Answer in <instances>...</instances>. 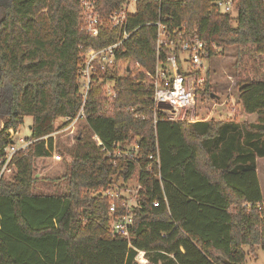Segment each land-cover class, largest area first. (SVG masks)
<instances>
[{"label":"trees","instance_id":"trees-1","mask_svg":"<svg viewBox=\"0 0 264 264\" xmlns=\"http://www.w3.org/2000/svg\"><path fill=\"white\" fill-rule=\"evenodd\" d=\"M215 1L138 2L128 18L134 31L83 100L82 51L115 43L119 30L89 37L80 0H0V169L9 131L31 118L30 144L13 154L10 179L0 176V264H245L264 250L256 174V158L264 157V0H236L234 16L216 12ZM97 3L105 14L119 1ZM159 15L204 41L207 59L236 47L237 103L254 122L161 120L146 75L156 63L149 23ZM80 110L84 126L62 190L35 192L34 160L51 156L54 121L64 128ZM93 134L110 150L137 142L135 159L106 157ZM135 174L132 224L121 238L110 225L126 213L125 198L111 214L99 192L123 189Z\"/></svg>","mask_w":264,"mask_h":264},{"label":"built area","instance_id":"built-area-1","mask_svg":"<svg viewBox=\"0 0 264 264\" xmlns=\"http://www.w3.org/2000/svg\"><path fill=\"white\" fill-rule=\"evenodd\" d=\"M118 1V5L105 14L99 12L97 0H80L79 2L84 20V32L89 37L95 38L103 29L109 28H117L120 32V37L115 43L96 50L87 48L82 51L81 81L83 100L86 98L89 84L93 77L113 67L116 51L134 31V29L128 28V18L135 13L137 3L142 0ZM236 4V0H216L213 6L216 12L220 14L234 16L236 14ZM164 19L172 20L170 17H165ZM149 24L155 26L156 30L155 68L153 72H146L153 90L154 109L161 114L162 121H183L184 114L189 110H194L196 96L199 95L198 92L203 91L207 69L204 71L202 61L209 60L207 59L206 44L197 36L187 34L183 28H173L165 21H162L160 15ZM212 48L215 49L214 46ZM106 88L110 92L108 85H106ZM112 96H114L113 93ZM81 119H83L82 110L73 119L65 118L64 121H69V123L63 129L72 133L74 126ZM156 121L155 114L154 122ZM9 138L11 143L5 148L0 169L1 175L13 172V166L10 164L13 154L19 150H25L30 144V141L26 139H17L19 143L17 144L12 139V133ZM91 139L106 157L135 159L138 148L137 142L130 148L114 143L112 144V150H110L103 145L96 135L93 134ZM156 176L160 179L159 173ZM124 189L128 191L125 187L123 189L115 187L114 189H104L99 192L111 200L109 205L111 214H114L116 209L114 201L118 198H125L123 203L126 206V213L113 218L110 225L111 232L121 238L128 236L129 228L132 224L131 210L135 206L137 185H135L132 198L123 194ZM152 205L158 206V201H153ZM262 217H264V212Z\"/></svg>","mask_w":264,"mask_h":264},{"label":"rangeland","instance_id":"rangeland-1","mask_svg":"<svg viewBox=\"0 0 264 264\" xmlns=\"http://www.w3.org/2000/svg\"><path fill=\"white\" fill-rule=\"evenodd\" d=\"M3 1L7 3L8 0ZM220 52L209 60L202 61L204 71L207 69L205 74L206 94L205 96H196V106L194 110H189L184 114V120L190 122L209 118L227 120L238 109V91L234 68L236 47H224ZM30 123L31 118L25 117L23 124L17 130L9 131V136L12 133V139L15 142L17 139H27L30 136ZM53 124L57 129L52 133L53 152L51 156L34 160L35 192L39 193H60L62 190L64 181L61 176L65 170V163L69 161L71 150L75 146L76 134L84 126V121L81 119L74 126L72 133L60 127L61 119L55 120ZM17 144L19 143L17 142ZM0 176L10 179V175L6 173L0 174ZM258 176L264 197V161L258 164ZM136 178L137 174L124 183V187L128 191L124 189L122 192L129 198L133 196ZM245 264H264V250L258 249L257 258L248 257Z\"/></svg>","mask_w":264,"mask_h":264},{"label":"crops","instance_id":"crops-1","mask_svg":"<svg viewBox=\"0 0 264 264\" xmlns=\"http://www.w3.org/2000/svg\"><path fill=\"white\" fill-rule=\"evenodd\" d=\"M238 105V103H237ZM236 113V115H235ZM233 113V116H231L230 119H233L237 122H243V121H246V122H254L255 121V118H256V115L255 114H245L243 113L241 110H240V107L238 105V109L236 110V112ZM224 120V119H222ZM264 161V157H257L256 158V174H257V178H258V182H259V176H258V164L260 162H263ZM259 186H260V190H261V194H262V200L264 202V197H263V193H262V188H261V185H260V182H259Z\"/></svg>","mask_w":264,"mask_h":264},{"label":"water","instance_id":"water-1","mask_svg":"<svg viewBox=\"0 0 264 264\" xmlns=\"http://www.w3.org/2000/svg\"><path fill=\"white\" fill-rule=\"evenodd\" d=\"M224 262V264H234V263H229V262H227V261H223Z\"/></svg>","mask_w":264,"mask_h":264}]
</instances>
